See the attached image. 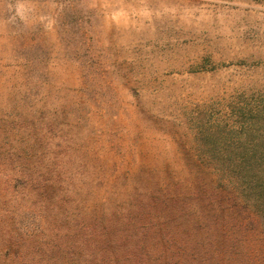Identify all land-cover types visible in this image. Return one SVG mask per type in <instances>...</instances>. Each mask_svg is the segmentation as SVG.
Returning <instances> with one entry per match:
<instances>
[{"label": "rangeland", "instance_id": "1", "mask_svg": "<svg viewBox=\"0 0 264 264\" xmlns=\"http://www.w3.org/2000/svg\"><path fill=\"white\" fill-rule=\"evenodd\" d=\"M208 161H264V0H0V264H152L177 226L191 262Z\"/></svg>", "mask_w": 264, "mask_h": 264}, {"label": "trees", "instance_id": "2", "mask_svg": "<svg viewBox=\"0 0 264 264\" xmlns=\"http://www.w3.org/2000/svg\"><path fill=\"white\" fill-rule=\"evenodd\" d=\"M208 162L215 164L225 184L215 186L211 179L197 183V203L191 207V262L184 257L185 246L177 238L182 227L177 226L153 232L171 239L158 244L152 264H264V161Z\"/></svg>", "mask_w": 264, "mask_h": 264}]
</instances>
